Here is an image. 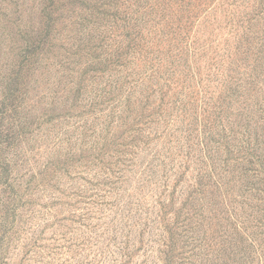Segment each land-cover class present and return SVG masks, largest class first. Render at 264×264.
<instances>
[{
	"label": "rangeland",
	"instance_id": "obj_1",
	"mask_svg": "<svg viewBox=\"0 0 264 264\" xmlns=\"http://www.w3.org/2000/svg\"><path fill=\"white\" fill-rule=\"evenodd\" d=\"M0 264H264V0H0Z\"/></svg>",
	"mask_w": 264,
	"mask_h": 264
}]
</instances>
